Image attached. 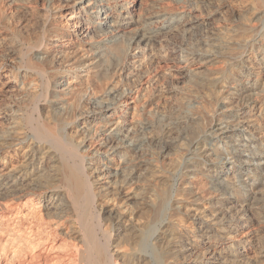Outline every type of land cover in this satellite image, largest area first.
I'll return each instance as SVG.
<instances>
[{
    "label": "bare ground",
    "instance_id": "bare-ground-1",
    "mask_svg": "<svg viewBox=\"0 0 264 264\" xmlns=\"http://www.w3.org/2000/svg\"><path fill=\"white\" fill-rule=\"evenodd\" d=\"M0 264H264V0H0Z\"/></svg>",
    "mask_w": 264,
    "mask_h": 264
}]
</instances>
